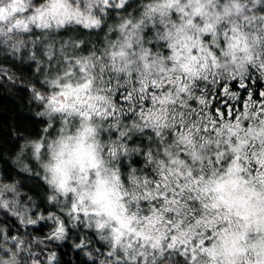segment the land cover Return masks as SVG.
<instances>
[{"label":"snow or ice","instance_id":"6c2138e0","mask_svg":"<svg viewBox=\"0 0 264 264\" xmlns=\"http://www.w3.org/2000/svg\"><path fill=\"white\" fill-rule=\"evenodd\" d=\"M17 62L45 126L33 187L0 170V264H264V0H0Z\"/></svg>","mask_w":264,"mask_h":264},{"label":"trees","instance_id":"16d2710c","mask_svg":"<svg viewBox=\"0 0 264 264\" xmlns=\"http://www.w3.org/2000/svg\"><path fill=\"white\" fill-rule=\"evenodd\" d=\"M13 67L15 82L0 80V170L6 171L13 178L24 177V183L33 187L37 181L19 173L15 163L18 146L25 139H34L41 134L45 126L35 113L36 105L30 100L26 85L32 78V71L19 62ZM27 190V189H25ZM69 240L58 249L59 264H83L85 257L77 255Z\"/></svg>","mask_w":264,"mask_h":264}]
</instances>
